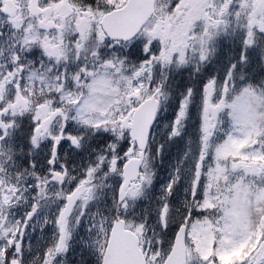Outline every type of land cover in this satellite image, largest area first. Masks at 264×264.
<instances>
[{
	"label": "snow or ice",
	"instance_id": "6c2138e0",
	"mask_svg": "<svg viewBox=\"0 0 264 264\" xmlns=\"http://www.w3.org/2000/svg\"><path fill=\"white\" fill-rule=\"evenodd\" d=\"M0 264H264V0H0Z\"/></svg>",
	"mask_w": 264,
	"mask_h": 264
}]
</instances>
